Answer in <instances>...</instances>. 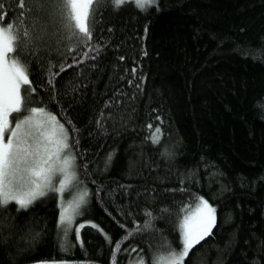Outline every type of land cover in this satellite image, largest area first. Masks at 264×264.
Here are the masks:
<instances>
[{
	"label": "trees",
	"instance_id": "obj_1",
	"mask_svg": "<svg viewBox=\"0 0 264 264\" xmlns=\"http://www.w3.org/2000/svg\"><path fill=\"white\" fill-rule=\"evenodd\" d=\"M21 3L3 23L45 34L25 102L64 124L88 196L67 239L60 194L0 208V264H154L200 197L216 225L183 264H264V0H106L71 52L54 5Z\"/></svg>",
	"mask_w": 264,
	"mask_h": 264
},
{
	"label": "snow or ice",
	"instance_id": "obj_2",
	"mask_svg": "<svg viewBox=\"0 0 264 264\" xmlns=\"http://www.w3.org/2000/svg\"><path fill=\"white\" fill-rule=\"evenodd\" d=\"M105 2L106 0H36L41 11L44 10L45 3L55 6L64 21L62 29L67 35L63 38L76 42L68 49L69 52L80 45L90 44L97 26L96 14ZM107 2L119 8L126 0ZM18 3L23 10L21 0ZM135 3L142 11L147 10L146 6H158V0H135ZM5 16H0V208H6L14 202L18 206L17 210H21L28 209L49 192L62 194L75 178L72 171L75 157L63 155L71 147L64 124L45 108H29L25 102L24 94L36 90L31 87L32 73L28 57L39 51L45 34L35 27L31 31L26 27L21 28L14 22L5 25ZM160 131L159 127L155 129L157 134ZM56 173L63 176L59 187L53 185ZM87 196L85 189L72 206L71 213L68 208L61 206L59 225L63 226L65 239L72 231L74 214H79L77 209L86 203ZM215 225L216 209L208 200L200 197L195 213L186 216L182 224V250L176 252L167 242L161 245L168 248L165 264H183L189 252L212 233ZM90 226L98 227L96 224ZM85 227V224H80L74 229L81 245L83 241L80 239V230ZM147 227L146 224L145 228ZM142 230L139 226L136 228V232ZM116 249H120L119 243L116 244ZM138 264H144L143 259Z\"/></svg>",
	"mask_w": 264,
	"mask_h": 264
},
{
	"label": "rangeland",
	"instance_id": "obj_3",
	"mask_svg": "<svg viewBox=\"0 0 264 264\" xmlns=\"http://www.w3.org/2000/svg\"><path fill=\"white\" fill-rule=\"evenodd\" d=\"M27 113H25V115H26ZM20 118H22V117H20ZM68 143H69V137H68ZM63 155H65V156H73V154H72V151H71V149L69 148V149H66L65 151H64V153H63ZM72 171L75 173V178L69 183V185H68V187L66 188V190L62 193V194H60V196H61V206L63 205V207H65V208H68L69 209V212L71 213L72 212V206L74 205V203H75V201L78 199V197H79V195L81 194V193H83L84 192V189H82V190H79V192H77L76 194H75V192H76V190H78V188L80 187V186H74L73 184L74 183H76V180H77V173H76V167H75V161H74V167H73V169H72ZM61 179H63V176H62V174H60V173H56L55 175H54V177H53V185L55 186V187H59V181L61 180ZM81 188V187H80ZM73 194H75L74 196H73ZM209 202V201H208ZM210 203V202H209ZM211 204V203H210ZM212 205V204H211ZM82 206V205H81ZM81 206H80V208H81ZM213 206V205H212ZM80 208L79 209H77V212L79 213V210H80ZM61 211H62V207H61ZM195 211H196V208L194 209V210H192L191 211V213H189L187 216H191L193 213H195ZM79 218V214L78 215H75L74 214V222H73V224L72 225H74L75 224V222L77 221V219ZM185 219V218H184ZM183 222H184V220L182 221V224H183ZM181 232H182V225H181ZM181 250H182V248H181ZM180 252V251H179ZM168 256V255H167ZM167 256H165V258H163V259H156L155 261H154V264H165V262H166V259H167Z\"/></svg>",
	"mask_w": 264,
	"mask_h": 264
}]
</instances>
